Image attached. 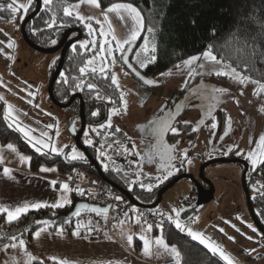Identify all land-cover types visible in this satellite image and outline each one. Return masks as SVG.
Listing matches in <instances>:
<instances>
[{"label": "rangeland", "instance_id": "374dc122", "mask_svg": "<svg viewBox=\"0 0 264 264\" xmlns=\"http://www.w3.org/2000/svg\"><path fill=\"white\" fill-rule=\"evenodd\" d=\"M5 1L7 3L11 2V0ZM18 2L27 3V0H18ZM75 3L76 0L68 4ZM106 8H96L90 4L84 3L81 4L79 8L75 9V11L84 16L91 15L96 19L103 20L102 13ZM6 20H8V22H6ZM21 22L22 21L19 19L12 22L9 17L5 20L0 19V41H5V44H0V81H2L3 85L7 86H0V96L4 97L2 102L4 105L6 102L13 106V115L17 118V122L21 126L33 129L34 131L31 133L33 136L39 138L41 132L47 131L57 147L67 145L68 148L65 151L70 152L71 146H76L68 125L71 120V115L64 108L54 104L48 96V83L51 76L50 71L53 67L52 62L57 60L59 52L43 53L31 48L22 37L20 31ZM130 23L129 20V24ZM77 26H79L82 31V37L79 40L91 39L87 29L83 25L79 23ZM93 26L97 31L99 30L100 26L96 25L94 21ZM103 28L105 32H110L118 38L125 32L124 23L115 13L109 14V21L103 24ZM59 29H64V27H59L58 30ZM5 33H7V35H5ZM146 35L149 34L145 30L133 46L134 49L139 48L143 43V37ZM9 39H12L15 44L12 49L6 46V42ZM52 39L57 40L56 37H53L49 39L43 47L55 46L51 44ZM203 51L192 55H198ZM9 55L12 59L6 58V56ZM133 55L134 52L130 53V56ZM91 56L92 54L88 59L91 58ZM97 67H99V63H97ZM168 69H172V74L170 76L162 77L159 73L152 76L153 79L158 82V86H138L137 84L135 85L131 72L122 62L118 61L112 66L111 71L116 73L120 84V90L125 93V100L127 102L126 112L121 107V114L114 116L113 119L118 126L124 128L123 130L126 133L129 132L128 130L131 132L133 131L129 133L131 136L128 143L130 147L123 144L120 156H115L113 159V161L115 160L114 162H117L116 164L114 163L113 166L120 168L124 161L133 157H135V161H137L136 156L129 155L123 151L124 147L131 149L132 141L136 143L137 151L141 153L144 151L147 142L144 144L141 137L145 136L147 138V135H142L135 130L132 125L133 121L140 120L147 116L153 118L161 114L160 109L162 106H166L167 110L174 109L177 104L182 105V111L176 118L177 122L189 121L192 125V129L202 117L205 121L204 124L199 126L196 132L179 139L177 151L187 149L189 155L195 157L191 166L186 165L184 168H181L184 170L182 173H192L198 178L199 167L203 162L212 158L226 157L229 154H234L235 158L239 156V158L246 160L245 155L250 147H254L256 139L264 133V113L258 110L264 107V94L257 98L253 96V90L256 86L251 83L242 86L226 77H217L208 74H204L202 77L195 76L185 86L183 82L187 77V69L178 70L175 67ZM125 71H129V74L124 75ZM202 82L203 86L224 87L228 89V94L221 97L222 102L217 107V109H221L225 117L231 118L228 135L225 136L223 140H221L220 137L223 135L226 126L221 127L220 130L211 129V124L213 122L211 117L202 113L204 109L202 108L204 99L184 100L189 90L201 86ZM28 85H31V88H28ZM28 91L35 94L34 98L28 96ZM241 91H243V95H240ZM30 99L32 103H28ZM206 101L211 103L209 100ZM34 105H38V107ZM47 113L51 115H47ZM10 123L12 124L11 120ZM48 124H53L56 127L47 129L46 125ZM12 125L16 128L15 124ZM78 126L79 119H77L76 122V127ZM191 129L189 132L192 131ZM57 130L59 131L58 137L56 136ZM213 132L215 135H212ZM21 135L23 137L22 133ZM250 137L253 140L252 145L249 144ZM24 139L26 140V138ZM85 139V137L81 139V143L84 145H86L84 143ZM210 139L213 143H209ZM229 146H234L232 152H227ZM76 148L78 151L83 152L77 146ZM0 151H2L3 154L4 165L14 164L16 162L17 164H15L17 166H22L24 168L25 162L22 164V162L19 161L18 155L8 150L6 145L0 144ZM46 151L47 150H45V152ZM237 151H241V155H236ZM18 153L28 156L19 151ZM117 154L118 153H116V155ZM248 164L252 167L249 161ZM138 165L139 167L136 164L134 173L136 174L137 171L143 172V175L139 177V182H143L144 178L151 176V180L148 181V184L157 185L160 183L155 180V177L160 175V172L157 171V164H149L146 160H139ZM30 167L31 166L28 164V171L30 173L28 177V179L30 178L29 185L13 182V176L12 178L0 176V201H2L1 203L4 206L11 207L12 202L15 203L16 201L15 197L14 199L11 197L16 196L22 189L28 191L27 197L29 203L47 202L51 204L56 202L57 199L62 200L65 196L71 201V190L65 194L59 189V184L64 183L65 178H68V172L62 171L54 165L45 166L56 168L57 171L54 172H40L39 169L41 166H39L36 171H32ZM242 170V164L238 161H219L207 165L203 170V175L208 182L213 185L214 194L212 199L199 210L195 208L199 202L200 194L193 181L187 177L179 179L169 187L164 192L162 200L156 208L163 212L167 219L169 216H172L173 220L170 221L174 225L175 214L172 213L171 209H193L188 216H184L183 218L180 217L181 222L185 225V231H183L185 234H187L186 229L189 227L194 231L203 233L216 243L222 245L227 253L235 260L239 261V264H264V235H262L264 232L257 227L249 213L246 196L241 184ZM33 172L39 174H33ZM178 172L179 171L174 175H178ZM40 174H42L44 178ZM57 179L61 181L57 183L56 190H53L49 182ZM204 184L209 185L206 182H202L203 186ZM237 216H240L244 223H242L241 220H237ZM197 217L198 219H196ZM225 220L230 221L231 224H235L236 227L240 228L241 232L246 235H241L236 232L229 224L224 223ZM119 221H124V223L121 225ZM119 221L113 226L112 232L116 230L117 225H121L122 228H131L129 234L133 237H135V235L136 237H140L145 233H150V231L140 223L135 222L136 219L133 215L123 216ZM247 223L253 224V226L257 228V232H252L248 229L246 227ZM219 228H223L224 232L221 233L218 231ZM122 233L120 236L117 231V237L123 242L126 236L122 235ZM228 236L235 237V242L228 240ZM246 236L252 237V240H248ZM17 249L18 248H8L7 251H4L3 247H0V262L12 258ZM245 249H256V252L247 254L244 251Z\"/></svg>", "mask_w": 264, "mask_h": 264}, {"label": "snow or ice", "instance_id": "6c2138e0", "mask_svg": "<svg viewBox=\"0 0 264 264\" xmlns=\"http://www.w3.org/2000/svg\"><path fill=\"white\" fill-rule=\"evenodd\" d=\"M39 3V0H27V3H19L18 0H11L10 3L6 5L0 3V13L7 11L9 13L10 21L14 22L17 19L20 21H25L29 11L33 3ZM63 2V0H62ZM90 4L96 8L101 7L100 0H76L75 4H67L63 6V15L64 17L74 18L75 21L79 22L83 25L87 31L89 37L91 39L87 40H79L78 36L75 32L69 35L70 41H73L70 45L71 50L73 53H77L78 49L83 50L84 53L92 52L91 58L83 61V66L79 68L80 79L79 83H75L77 78H73L74 88L83 90L84 87H87L89 92H95V99L97 100H105L107 103H113L112 98L105 97L102 95L97 89L98 85L89 81L85 82L82 79L85 75L89 72L93 76H99L104 80L109 79L110 74V83L112 86H115L116 90L119 91V99L120 105L123 110L126 112L127 110V102L125 100V93L120 91V84L118 77L115 72L111 71L112 66H114L118 61L122 62L123 65L127 66V69L130 70L132 74H134L139 81H141L144 85L147 86H158V82L155 79H148L146 78L139 69H144L147 67L149 62H155L157 59V55L154 53L158 50V43H156V25L152 24L145 28V18L142 15L141 10H139L136 6L129 2H113L111 3L106 9L103 10L102 16L103 20L96 19L95 17L89 15L84 16L81 15L79 12L75 11V9L79 8L81 4ZM43 9L49 12L52 11L53 0H42ZM75 13V14H74ZM115 13L117 14L118 18L124 23L125 32L121 37H117L110 32H105L103 28V24L109 21V14ZM0 19H4V17H0ZM130 20V24H129ZM93 21L96 25H99V30L97 31L96 28L93 26ZM8 22V20H6ZM48 28L56 27V16L53 13L51 17V23L45 22ZM70 26L66 23H62L60 27ZM262 29H264V24H262ZM146 30L149 35L143 37V43L139 46L138 49H134V45L136 44L137 40L141 37L142 33ZM213 36H215V29L212 32ZM238 34V33H237ZM7 35V33H5ZM0 44H5V41H0ZM52 45L57 44V40H51ZM6 46L9 49H12L15 44L12 39H9L6 42ZM222 45L210 43L206 46L205 50L198 54L189 56L186 59H183L180 63L176 64L174 67L178 70L180 69H187V77L183 82L186 86L191 79L195 76H203L204 74L208 75H215L217 77H226L230 80H233L239 85H247L249 83L255 85L256 87L253 90V96L259 98L262 94H264V76L260 78H254L251 75V61L241 56L237 55L235 60L231 56L225 55L222 52ZM254 51V49H253ZM133 56H129V53H133ZM118 54V56H117ZM264 54V53H262ZM7 59H12V57L6 56ZM231 61V62H230ZM53 65L56 63L54 60ZM97 63H99V67H97ZM243 64L244 67L241 68L240 65ZM138 65V67H137ZM129 71H125L124 75H128ZM172 74V69H168L165 72L159 73L160 76L166 77ZM60 76L63 79L64 83H69L68 78L65 76V73L61 72ZM27 83V82H25ZM0 86L7 87L6 85L2 84L0 81ZM28 88H31V85H28ZM10 90V89H9ZM25 90V89H22ZM28 96L34 98L35 94L31 91H28ZM228 94V89L224 87H207L203 86V82L201 86L195 87L189 90L188 94L184 97L185 101H190L192 99L195 100H209L211 103L208 105L207 114L212 119L211 129L217 128V122L215 116L212 114L213 111L218 107V105L222 102L221 97ZM243 91H241L240 95H243ZM4 97L0 96V101H3ZM28 103H32L30 99ZM238 103V101H237ZM38 107V105H34ZM261 113H264V107L258 109ZM162 115L158 116L154 119H151L147 122L146 125H138L137 129L142 134H146L153 142L145 146V150L143 153L137 151V145L134 141H132L131 149L127 147L123 148L124 153L129 155H134L137 157V161H130V163H136L138 165L139 160H146L147 163L157 164V171L160 172V175L155 177L157 182L162 183L163 181L168 180L171 176H173L177 171L181 168H184L186 165L191 166L195 157L189 155L187 149L182 151H177V144L179 141L175 143H169L166 140V136L171 134L172 136H178L181 134V128L177 126V123H182L185 128L189 126V121H182L177 122L176 118L182 111V105L177 104L175 105L174 109H167L166 106H162L160 109ZM14 108L11 104L6 103L4 105L3 111V119L5 121H12V124H15L16 128L19 132L23 134V137L26 138L27 142L31 145V147L37 152L41 154H46L47 152L56 154V155H65L67 160L76 161V160H84L86 157L83 152L78 151L76 146H71L70 152H66L65 150L68 148L67 145L63 147H57L55 143L52 141L51 136L47 131L41 132L40 137H35L31 133L34 131L31 128L21 126L17 122V118L13 115ZM99 110H94L91 112L93 117H97L99 115ZM121 114V109L117 107H112L108 109L107 112V119L99 123L96 127H91L90 131L96 133L97 135L104 136V142L101 143V146L96 149L97 158H108L106 156L105 151L103 150L105 147V142L108 141L110 132L108 130L113 129L112 118L113 116H117ZM243 114V113H242ZM26 115V113H25ZM47 115H51L47 113ZM204 118L202 117L195 127H192V132H196L200 125L204 124ZM12 124H9V127H12ZM231 125V118L226 117V127L223 135L220 137L221 140L224 139L225 136L228 135V131ZM56 126L53 124L46 125L47 129H53ZM103 130V131H102ZM72 131L75 132V128H72ZM121 129L116 127L114 132L111 134L114 135L115 133H119ZM86 139L84 143L86 145L91 146L93 144L92 139L87 138L88 132L84 133ZM212 135H215L213 132ZM56 136H59V131H56ZM130 139V138H129ZM209 143H213L210 139ZM113 144H117L122 146V142L120 141H112L107 143L108 148H112ZM249 144H253V140L249 138ZM8 150H11L13 153L18 155L19 161L24 163L27 162L30 165L31 158L25 155H21L18 153L17 148L14 146L13 143H8L6 145ZM234 146H229L227 152H232ZM227 154V153H225ZM236 155H241V151H237ZM3 154L0 151V163H3ZM245 159L248 160L252 166V170L256 171L259 167L264 166V133H262L255 141V146L250 147L249 151L245 155ZM105 169L108 168V165H104ZM4 177L12 178L11 176V169L8 167H3L0 169ZM40 172H54L57 171L56 168H49L45 166H41L39 169ZM143 175L142 171L136 172L137 181L139 182V177ZM264 176V173L261 174ZM50 186L53 190H56V186L58 181L51 180ZM260 184V188H256L255 185L253 186V190L258 192L261 197H264V182H257ZM153 184H144L140 183V187L146 189L147 191H151L153 188ZM59 189L67 194L70 191L69 184L67 182L60 183ZM80 194H84L83 190L77 189ZM255 198V197H254ZM116 200H121V197H115ZM70 201L65 196L62 200L57 199L54 203H47V202H34L28 203L25 202L22 205L15 206V207H8L4 205H0V214H6V223H12L14 221H18L22 214H26L29 210H39L42 208L51 207L53 209L62 208L65 205L69 204ZM111 205L109 207H91L90 211L96 214H104L105 217L109 213ZM89 206L87 204H80L76 206L75 211L71 214L72 217L80 216L81 209H87ZM133 212L136 209H132ZM172 213L175 214V227L181 231H185V225L180 220L181 212L185 211L184 208H180L177 210L176 208L171 209ZM125 216L128 213L124 214ZM258 215L264 216V211L259 212ZM169 220H173L172 216L168 217ZM198 219V217L196 218ZM237 220H241L242 223L244 221L240 216L236 217ZM136 223H140V219L137 218ZM195 222V221H194ZM37 224L44 225V228L36 231L34 233V238H39L41 232L46 230L50 227L54 222L49 220L43 221H36ZM64 224L71 223V219H65ZM124 221H119V224H123ZM225 224H229L236 232L240 233L241 235H246L245 233L241 232V229L236 227L235 224H231L230 221L225 220ZM84 227L81 223L77 222L75 229L72 231V236L80 237L81 231L80 229ZM246 227L250 229L252 232H257V228L253 226L251 223H247ZM152 225H148L147 230L150 231ZM98 230L89 227L87 229L88 233L91 234L92 231ZM27 231V229H26ZM56 233L62 234L63 229L60 227H56ZM187 234L191 236V238L195 241H198L200 245H202L205 249H207L210 253L214 256H218L220 260L224 261L225 264H239V261L235 260L229 253H227L223 246L213 241L210 237L205 236L203 233L194 231L192 228L186 229ZM218 231L221 233L224 232L223 228H219ZM16 235H7L0 237V239H7L9 243L3 245V250L7 251L8 248L16 249L19 248L23 254L27 257L28 264L33 261L35 258L27 251V243L22 238ZM122 235L126 236L127 242L129 245L133 242V236L127 233H122ZM264 235V234H262ZM143 240V253L147 255L152 254L153 246L156 247L157 255L161 254V249L163 253L170 255L169 264H189L188 257H192V264H195V256L192 255L191 250L189 253L184 254L182 253L175 244L169 245L162 236L156 237L153 242L146 238L144 235L139 237ZM228 240L235 242V237L228 236ZM248 240H252V237L246 236ZM247 254H251L256 252V249H245L244 250ZM259 258V257H257ZM49 260L53 262V264H74V262L67 258H58L55 256L48 257ZM12 264H15V260L13 258ZM40 264H44V261H40Z\"/></svg>", "mask_w": 264, "mask_h": 264}, {"label": "trees", "instance_id": "16d2710c", "mask_svg": "<svg viewBox=\"0 0 264 264\" xmlns=\"http://www.w3.org/2000/svg\"><path fill=\"white\" fill-rule=\"evenodd\" d=\"M72 1L75 0H63V2L62 0H53L51 12L44 10L42 4L39 12L25 26L28 38L33 43L44 46L53 37L57 38V42L59 41L64 29L68 27L58 30L62 23L70 26L79 25V22L75 21L74 18L64 17L63 15V6ZM113 2L132 3L141 10L145 18V28L152 24L156 25L158 50L154 54L157 55V59L155 62H149L147 67L142 69L147 73L156 75L174 67L186 57L203 51L208 44L214 43L222 45L223 54L231 56L233 60H235L237 55L250 60L251 75L254 78L264 76V54H262L264 53V29H262V24H264V0H100L102 8L108 7ZM35 6L36 3L34 2L29 13L34 10ZM53 13L56 16V27L48 28L45 22L51 23ZM213 29H215V36L212 34ZM91 54L92 52L84 53L83 50L79 49L77 53H73L70 46L67 48L61 72L65 73L69 83H64V78L59 74L53 85V95L58 101H65L73 92H79L82 95L86 122L85 132H88L87 138L93 141L91 146L85 145L86 151L98 162L106 177L127 190L140 203L151 204L157 199L159 189L175 175L162 183L154 185L149 192L141 188L140 183L147 185L148 181L151 180V176L144 178L143 182H134L137 181V177L134 173L136 168L132 163L126 161L120 168L107 164L108 168L105 169L101 163L103 158H97L96 149L104 142V136L91 132L90 128L96 127L103 122L106 113L105 105L106 107H117L120 105V99L119 91L110 83L111 73L108 80H104L98 75L93 76L90 72L82 79L86 83L91 81L97 84V90L105 97L110 96L113 103H107L106 99H95V92H89L87 87H84L83 90L74 88L73 78H77L75 83H79L81 78L79 68L83 66V61L87 60ZM58 59L53 65L50 75L53 73ZM240 67L243 68L244 65L241 64ZM94 110H99L100 114L97 117L91 115ZM3 111L4 104L0 101V144L7 145L11 142L19 152L27 154L31 158L30 169L32 171H36L42 165H54L65 172L85 170L89 174L98 175L93 165L87 161V158L71 161L67 160L63 154L56 155L47 151L45 152L46 154L37 153L13 125L9 127V124H11L10 120L5 121L3 119ZM215 116L218 125L216 130H220L221 127L226 126V117L220 108L216 110ZM191 126V123H189V126L185 128L183 124L178 123V127L181 128V134L174 136L173 139L184 138L193 133L192 131L189 132ZM114 129L113 126V129L109 130V132H114ZM111 133L108 141H120L122 145L129 143L128 136L122 130L114 135ZM107 142H105V146ZM113 146V149H115L117 144H113ZM227 156L232 157L233 154ZM182 172L184 170L180 169L178 173ZM262 173H264V166L259 167L256 171H253L252 167L248 169L249 181L255 182L256 184H254L257 188H260L258 181L264 182ZM118 193L121 200L118 201L117 207L127 208L134 206L127 197L120 192ZM77 201V197L71 193V201L64 207L29 210L28 213L22 214L18 221L12 223H6V215L0 214V237L7 235L20 237L23 234L22 238L27 243V250L30 251L33 232L44 227L42 224H37L36 221H52L54 224L48 227L49 229L55 230L56 227H60L63 231L71 233L73 218H70L71 223L69 224H64L63 222L68 219L67 216ZM250 204L255 219L264 229V216L258 215L259 212L264 211V197H261L258 192H253L250 195ZM192 211L193 209L185 210L180 217L188 216ZM154 231L160 232L169 245L175 244L182 253L187 254L191 250L192 255L196 258L195 264H225L218 256H214L200 245L198 241L193 240L189 236L186 237L185 233L177 229L167 218L163 221L162 226L154 229ZM6 243H9L7 239H0V246ZM34 258L30 264H40V261H44V264H53L48 258L38 256H34ZM188 259L189 264H192V257L189 256Z\"/></svg>", "mask_w": 264, "mask_h": 264}, {"label": "crops", "instance_id": "0c3cea01", "mask_svg": "<svg viewBox=\"0 0 264 264\" xmlns=\"http://www.w3.org/2000/svg\"><path fill=\"white\" fill-rule=\"evenodd\" d=\"M15 163L6 165L0 163V169L3 167L10 168L11 176L14 177L12 178L13 182L29 185V163L25 162L24 168L17 166V163ZM33 174L38 175L39 173L33 172ZM40 175L44 178L42 174ZM0 176H3L2 171H0ZM27 194L28 191L22 189L16 196L11 197L13 199L14 197L16 198L15 203L12 202L11 207L22 205L25 202L29 203ZM1 202L0 205H3ZM121 225H117L116 230L111 234L99 237L91 235L74 237L71 234L72 232L67 233L65 231L58 235L55 230L47 228L41 232L39 238H34V233L41 229L39 228L33 232L32 247L30 251H27L36 257L48 258L55 256L58 258H67L72 260L74 264H161L163 260L170 258V255L163 253L162 249L160 250L161 254L157 255L155 246L152 248V254L146 256L143 253V240L138 236L136 237V235L133 237L131 245L128 244L126 238L122 242L117 237V231L121 236L122 232L129 234L131 228H122ZM144 236L151 240L154 245L156 236H161V234L158 231H150V233H145ZM189 237L191 238V236ZM0 247H3V245ZM13 258L15 264H27V257L19 248L13 254L12 258L0 262V264H12Z\"/></svg>", "mask_w": 264, "mask_h": 264}, {"label": "water", "instance_id": "95a60500", "mask_svg": "<svg viewBox=\"0 0 264 264\" xmlns=\"http://www.w3.org/2000/svg\"><path fill=\"white\" fill-rule=\"evenodd\" d=\"M36 3V2H35ZM41 5H42V2L41 0H39V3H36V6L34 8V10L29 13L27 15V17L25 18V21L21 22V25H20V31H21V34H22V37L24 39V41L33 49L37 50V51H40V52H43V53H54V52H57V51H60V54H59V59H58V62L56 64V67L52 73V75L50 76V79H49V83H48V96H49V99L54 103V104H57L58 106L60 107H66L68 106L71 101L77 96L79 95L80 97V128L78 130L77 133L73 132L72 131V128H73V125H71L70 127V132L75 134V144L76 146L84 151L85 153V156L87 158V161L93 165V167L95 168L97 174L105 181L107 182L109 185L113 186L114 188H116L118 190V192H120L121 194H123L125 197L128 198V200L136 207H139V208H153V207H156L160 201L162 200V196L164 194V192L169 188L171 187L176 181H178L179 179L183 178V177H187L189 179H191L194 183V185L196 186L197 188V191L198 193L200 194V200L198 202V204L196 205V210H199L201 209L202 207H204L213 197V194H214V187L212 184H210L208 182V180L204 177L203 175V170L204 168L209 165V164H212V163H215V162H219V161H238V162H241L243 165H244V169H243V172L241 174V184H242V188L244 190V193H245V196H246V201H247V206H248V210H249V213L253 219V221L255 222V224L257 225V227L262 230L264 232V229L260 226V224L257 222V220L255 219L254 217V214H253V210L251 208V204H250V191H254L253 190V185L252 184H249L247 185L246 184V172L249 168V164L245 161V160H241V159H238V158H226V157H219V158H212V159H209L205 162H203V164L199 167V174H198V178H196L192 173H180L178 175H176L175 177H173L168 183H166L165 185H163L159 191H158V195H157V199L151 203V204H142L140 203L138 200H136L127 190H125L124 188L120 187L119 185H117L116 183H114L113 181H111L108 177H106L103 173V170L102 168L100 167V165L98 164V162L93 158L91 157L88 152L86 151V147L84 145H82L81 143V137H82V134L84 132V129H85V118H84V105H83V99H82V96L81 94H73L70 99L66 102V103H60L58 102L54 95H53V85H54V82L56 81L59 73H60V70L62 68V64H63V61H64V57H65V54H66V50L67 48L71 45V43L73 41H70V39H68V36L71 32H77V36H78V39H80L82 37V31L80 30V27L79 26H74V27H70L68 28L65 33L63 34L61 40L53 47H43V46H40V45H37L35 43H33L27 36L26 32H25V26L27 24V22L32 19L40 10L41 8ZM129 56H130V53H129ZM127 67V66H126ZM134 75V74H133ZM145 76V75H144ZM146 77V76H145ZM147 78V77H146ZM149 79V78H148ZM202 182H206L208 183L209 187L208 188H205L203 185H202ZM80 204H87L89 206V208L87 209H81V211H90V208L91 207H109L108 205L107 206H100L98 204H95V203H90L88 201H77L75 202V204L73 205L72 207V210L69 212L68 214V218H73L71 216V214L75 211V208L76 206L80 205ZM183 212H181L182 214ZM31 253V252H29ZM31 255L34 257V255L31 253ZM27 264H28V261H27Z\"/></svg>", "mask_w": 264, "mask_h": 264}, {"label": "built area", "instance_id": "2783aa9c", "mask_svg": "<svg viewBox=\"0 0 264 264\" xmlns=\"http://www.w3.org/2000/svg\"><path fill=\"white\" fill-rule=\"evenodd\" d=\"M67 179L64 182L69 184L71 193L77 197L78 201H88L100 206H110L109 213L105 217L104 214H96L91 211H81L80 216L73 217L71 231L76 227L77 222L84 225L80 229L81 235L91 236H104L112 233L113 226L119 221V219L125 216H134L135 219H140V224L147 229L148 225H152L150 231H154L156 228H160L166 216L163 212L156 207L153 208H139L136 206L122 208L117 207L118 200L115 197L119 196L116 188L105 182L99 175L89 174L85 170H71L67 173ZM56 181L60 182V179ZM77 189L83 190V195L80 194ZM136 209L135 212L132 209ZM91 227L94 230L91 234L87 229ZM188 237V234H184ZM170 258L162 261L161 264H169Z\"/></svg>", "mask_w": 264, "mask_h": 264}, {"label": "flooded vegetation", "instance_id": "af4514ba", "mask_svg": "<svg viewBox=\"0 0 264 264\" xmlns=\"http://www.w3.org/2000/svg\"><path fill=\"white\" fill-rule=\"evenodd\" d=\"M0 3H3V4H7V2L5 1V0H0ZM0 17H4V20L5 19H7L8 17H9V13L7 12V11H5V12H3V13H0ZM72 27V26H71ZM74 27V26H73ZM67 28V27H66ZM64 29V31H63V34L65 33V31L68 29V28H70V27H68L67 29ZM75 32V31H74ZM71 33H73V32H71ZM70 33V34H71ZM76 34H77V32H75ZM63 34H62V36H63ZM69 34V35H70ZM62 36H61V38H62ZM69 37V36H68ZM61 38L59 39V41L61 40ZM69 39V38H68ZM58 41V42H59ZM57 42V43H58ZM57 52H59V54H60V51H57ZM131 57V56H130ZM59 58V57H58ZM61 70H62V68H61ZM61 70H60V72H61ZM140 71H141V73L143 74V75H145L147 78H149V79H153V75L152 74H150V73H147V72H145L144 70H142V69H139ZM130 71V70H129ZM60 74V73H59ZM132 74V73H131ZM52 75V74H51ZM132 78H133V81H134V83H135V85L137 84L138 86H140V85H144L141 81H139L138 80V78L135 76V75H133L132 74ZM146 86V85H145ZM121 91V90H120ZM137 91H138V89H137ZM73 94H79V92H73L65 101H58V102H60V103H66L69 99H70V97L73 95ZM82 96V95H81ZM80 102H81V100H80V97H79V95H77L72 101H71V103L68 105V106H66V107H62V108H64L66 111H68L69 112V114L71 115V120L69 121V129H70V127H71V125H73V127L75 128V133H77L78 132V130H79V128H80V124H81V122H80ZM204 103L202 104V108H204L203 110H202V113L204 114L205 113V115L207 114V109H208V105H209V102L208 101H206V100H204L203 101ZM57 105V104H56ZM83 105H84V102H83ZM58 106V105H57ZM58 107H60V106H58ZM109 108H112V107H106V105H105V110H106V113H105V118L103 119V122L107 119V112H108V109ZM117 108H121V105H119V106H117ZM216 110H217V108L213 111V115L215 116V112H216ZM162 115V113L160 114V115H156L155 117H153V118H149V116H147V117H145V118H142V119H140V120H137V121H133V128L135 129V130H137L138 131V129H137V126L138 125H146L147 124V122L149 121V120H151V119H154V118H156V117H158V116H161ZM208 115V114H207ZM206 115V116H207ZM205 116V117H206ZM114 117V116H113ZM77 119H79V126L78 127H76V122H77ZM136 119V118H135ZM207 119V118H206ZM112 124H113V126H114V128H116V127H119L127 136H128V138H131V136L129 135V133L131 132L130 130H128L129 132H125L123 129L124 128H121L120 126H118L115 122H114V119L112 118ZM182 124V123H181ZM177 126H178V123H177ZM85 129H86V122H85ZM85 129H84V132H83V134H82V137H81V139L84 137V133H85ZM216 130V129H215ZM109 131V130H108ZM133 132V131H132ZM131 132V133H132ZM139 132V131H138ZM215 132V131H214ZM111 133V132H110ZM139 133H141V132H139ZM72 134V136H73V138H74V141H75V134H73V133H71ZM135 134V133H134ZM142 134V133H141ZM142 135H146V134H142ZM142 139H143V141H144V144H146V142H147V144L146 145H148V144H150V143H152L153 141L147 136V138L145 137V136H142L141 137ZM174 138V136H172L171 134H168L167 136H166V140L169 142V143H175L176 141H179V139L180 138H182V137H178L177 139H173ZM82 141V140H81ZM129 141H130V139H129ZM107 143H110V141H108ZM82 145H84V144H82ZM128 147H130V145L129 144H126ZM145 145V146H146ZM178 145V144H177ZM85 146V145H84ZM123 146V145H122ZM122 146H120V145H117V147L115 148V149H113V147L112 148H108L107 147V145L105 146V148L103 149L104 151H105V153H106V156L107 157H110V159H108V158H103V159H101V163H102V165L104 166L105 164H116L117 162H114L113 161V159H114V157L116 156V157H118V156H120V152H121V148H122ZM113 149V150H112ZM144 150H145V147H144ZM83 153H84V151H83ZM116 153H118L117 155H116ZM84 155H85V153H84ZM235 155L233 154V156L232 157H228V156H226V158H235L234 157ZM238 159H241V158H239V156L237 157ZM241 160H244V159H241ZM130 161H135V157H133V158H131V159H128L127 160V162H129L130 163ZM246 161V160H245ZM124 162H126V161H124ZM123 162V163H124ZM247 163H248V161H246ZM239 163H241V162H239ZM133 164V166L135 167L136 166V163H132ZM156 164V163H155ZM242 164V163H241ZM250 167V166H249ZM242 168L244 169V165L242 164ZM249 169V168H248ZM242 172H243V170H242ZM246 184L247 185H249V184H252L253 186L255 185L254 183L255 182H250L249 181V175H248V170H247V172H246ZM202 183V182H201ZM204 187L205 188H208L209 186L207 185V184H204ZM256 187V186H255ZM257 188V187H256ZM253 192H256V191H250V195H252V193ZM200 200V199H199ZM185 210H188V209H185Z\"/></svg>", "mask_w": 264, "mask_h": 264}]
</instances>
